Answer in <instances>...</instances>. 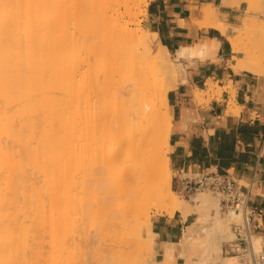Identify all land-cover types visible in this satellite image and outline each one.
<instances>
[{"label":"bare ground","instance_id":"1","mask_svg":"<svg viewBox=\"0 0 264 264\" xmlns=\"http://www.w3.org/2000/svg\"><path fill=\"white\" fill-rule=\"evenodd\" d=\"M141 3L0 0V264H43L44 258L63 263L68 255L60 253V245L72 243L67 233L86 236L91 220L100 229L131 221L139 241L172 260L175 244L155 248L151 229L137 221L152 210L170 218L179 213L183 220L198 215L178 242L184 261L179 264L193 260L198 244L190 242L193 230L208 221L211 228L200 246L206 261L247 264L221 255L230 235L227 223L240 216L222 215L219 200L204 192L193 197L194 204L180 197L171 187L168 164V93L184 66L178 59H213L219 43L182 47L173 59L160 45L155 52L145 35L131 28ZM256 3L264 11V0ZM203 11L199 24L224 33L216 8L207 5ZM253 19L227 38L234 54L242 50L237 31L250 32L257 24ZM260 40L256 36L253 42L260 53L244 48L233 69L264 83ZM215 84L208 79L209 92ZM196 90L198 100L202 90ZM257 245L254 240L255 250Z\"/></svg>","mask_w":264,"mask_h":264},{"label":"crops","instance_id":"2","mask_svg":"<svg viewBox=\"0 0 264 264\" xmlns=\"http://www.w3.org/2000/svg\"><path fill=\"white\" fill-rule=\"evenodd\" d=\"M235 1L240 0H148L144 26L156 36L153 45L165 47L172 55L206 40L219 43L213 59H178L185 70L168 93V164L175 184L209 171L228 173L243 184L257 209L255 240L264 249V83L247 70L233 69L242 55L232 52L227 38L233 36L248 9L245 2ZM207 5L216 8L219 21L226 26L224 33L199 24L205 20ZM208 79L216 83L217 90L200 102L195 90L207 92ZM195 195L190 197L192 203ZM197 217L196 213L184 220L179 213L171 218L153 217L156 245L177 244Z\"/></svg>","mask_w":264,"mask_h":264},{"label":"rangeland","instance_id":"3","mask_svg":"<svg viewBox=\"0 0 264 264\" xmlns=\"http://www.w3.org/2000/svg\"><path fill=\"white\" fill-rule=\"evenodd\" d=\"M141 1H142L141 6L139 7V9L135 13L136 17L134 19V24L131 25V28L139 29L140 32L143 33L145 35V37L147 38L149 45L156 52L158 50V48H156L153 45V40L156 38V36H155V34L151 33L149 29H146L144 26V20L146 18V13H147L146 9H147L148 0H141ZM241 1L245 2L246 9L247 8L248 9L245 11V17H243L239 21V25L242 24L244 21H248L249 23H251L250 21H252V19L254 18L253 16H255V18L253 20L254 21L256 20L255 23L257 22V24H256V26L254 24L253 25H254V28L257 29L256 30L257 32H255V36H254L252 34V32H254V31H252V30H255V29L252 27L253 25L251 26V24H249L252 27L250 29V32L248 31L247 27H244V29L246 28L245 29L246 31L242 30L243 28L240 31L239 30L237 31L236 43L239 45L240 48H242V50H244V48H246V47H251V49H253L254 48L253 42H254V39L256 38V36L259 37V40H260V38L262 37L261 35L264 34L263 30L261 29V27H264V11H259L260 10L259 8L261 5L258 6L259 8L256 6L257 0H256V2H255V0H250L251 2H247V0H240V2ZM252 1L255 2V5H253L254 3ZM240 2L235 1V4H239ZM252 6L254 9L252 8ZM255 6L257 7V9L255 8ZM246 17H249V19ZM256 27H258L259 29L262 30L260 32V33L263 32L261 35H259L260 33H258L260 30ZM234 34H236V32L233 29V35ZM253 36H254V38H253V42H252ZM257 40H258V38H257ZM261 41H264V37L261 38L260 42ZM257 42H259V41H257ZM262 43H264V42H262ZM252 46H253V48H252ZM242 50L239 52L243 56ZM254 51L256 52V55L258 53H260V52H258L259 49L254 48ZM259 57H261V60L264 59V57H262L260 55H259ZM172 59H173V55H172ZM183 68L185 70L184 66H183ZM182 69L180 71L181 74H180V78L178 80V83L180 82L181 75L184 71ZM196 91L197 90H195V93H196ZM207 93H209L208 90H207V92L202 91L201 94L199 95L198 100L200 102H204L203 96L206 95ZM171 187L180 197L187 199L190 204H194L191 202L190 198H186L185 196H181L180 192L178 191L177 184H175L173 181L172 173H171ZM204 193H207V192H204ZM207 194L211 198L216 200V198L214 196H212L209 193H207ZM192 207H194V206H192ZM202 213H204V211ZM212 214H213V211H212ZM222 215H223V213H222ZM155 216H157L155 213V210H152L148 214H146L145 218H139V219H137V221L140 222L141 225H143L145 228L151 229L150 225H152V219ZM234 222H238V221H235V220H229L228 221V223H227L228 227L227 226L226 227L229 229L230 235H229V237H225L226 240H224L223 243L228 242L233 238L232 233H231V224ZM209 223H210V225H209ZM132 226L133 225L131 224V221H128L124 224H118L115 227L107 226L105 228L100 229V228H98L95 220H91L90 226L87 227L88 233L86 236H84V234L82 235V233H79L80 231L73 233V234L71 232L67 233L69 235L68 240L70 241V243L71 242L72 243L68 244L67 243L68 240H67L66 241L67 244L65 243L67 245V246L65 245L66 248H64V246H63L64 242H63V244L61 243L60 248H59L60 253L63 255L66 254V256L68 255L67 258H69L68 261L70 262V264H179L181 262H184L182 259H180L183 248L180 247L178 243L175 244V254H174L175 256L172 260L169 259L168 257L163 256V255H159V254H155V253L153 254V251L148 244H146L145 242L139 241L138 236L131 229ZM210 226H211V222H209V221L206 222L205 224L204 223L203 224L201 223L200 225L198 224L197 227L194 226L196 229L194 228V230H193L194 236L192 234V236H191L192 239L190 238V242L191 243L194 242V244L196 242H198V244H196V247L192 250L193 253H191V255H193V256H191L192 258L190 257V259H193V260L188 262L187 264H208V263L212 264L211 263L212 260L209 259L208 262L206 261L207 260L205 258L206 252L204 253L205 250H204V248H202L203 245H205V243L203 242L204 243L203 244L202 241L205 239V237L208 233V230L211 228ZM151 231H152V229H151ZM152 234H153V232H152ZM154 239H155V235L153 234V245H154V247L157 249L162 247L161 244L159 246H157ZM143 240H145V232L143 233ZM223 243L221 244V248H222ZM201 245H202V247H201L202 249L200 248ZM68 246H69V249H68ZM257 249H259L258 245H257ZM65 250H66V252H65ZM202 250H203V252H202ZM63 251H64V253H63ZM43 253L45 254L46 252H44V250H43ZM221 255H222V253H221ZM214 256H216V255H213V257ZM64 258H65V256H64ZM61 259H63V258H61ZM66 259H63V263H64V260H66ZM44 260L45 261L43 262V264H49L48 259L44 258ZM46 260H47V262H46ZM58 261L59 260H57V262ZM57 262H56V264H58ZM61 263H62V261H60V264ZM66 263H67V261H65L64 264H66ZM241 263H243V262H241ZM50 264H53V263L50 262Z\"/></svg>","mask_w":264,"mask_h":264},{"label":"built area","instance_id":"4","mask_svg":"<svg viewBox=\"0 0 264 264\" xmlns=\"http://www.w3.org/2000/svg\"><path fill=\"white\" fill-rule=\"evenodd\" d=\"M177 188L186 198L198 192H207L219 200L220 212L238 214L240 220L231 224L233 238L223 243L222 254L234 256L247 264H264V249L254 248V230L258 228L255 218L257 209L252 205L250 193L243 184L228 173L209 171L182 178Z\"/></svg>","mask_w":264,"mask_h":264}]
</instances>
